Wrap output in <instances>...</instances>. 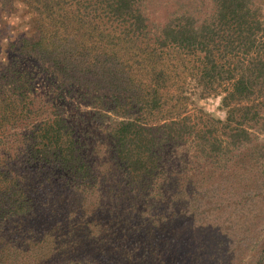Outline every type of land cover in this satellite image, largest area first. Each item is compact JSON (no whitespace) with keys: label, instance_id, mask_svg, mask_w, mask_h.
<instances>
[{"label":"trees","instance_id":"16d2710c","mask_svg":"<svg viewBox=\"0 0 264 264\" xmlns=\"http://www.w3.org/2000/svg\"><path fill=\"white\" fill-rule=\"evenodd\" d=\"M15 3L29 26L0 52L11 58L0 82V264L153 263L173 247L156 218L179 216L178 203L207 189L167 176L166 151L191 144L213 159L260 141L261 7L215 0L210 18L185 14L152 36L143 0H0V8ZM38 70L112 119L107 168L90 160L64 110L36 94ZM191 84L198 99L220 96L224 121L187 111ZM172 224L173 236L197 232L184 217Z\"/></svg>","mask_w":264,"mask_h":264},{"label":"rangeland","instance_id":"374dc122","mask_svg":"<svg viewBox=\"0 0 264 264\" xmlns=\"http://www.w3.org/2000/svg\"><path fill=\"white\" fill-rule=\"evenodd\" d=\"M214 1L143 0V11L149 19L152 36H157L172 20L185 14L195 16L197 21L210 18L214 14ZM257 3L264 21V0H257ZM28 21L27 11L21 3H15L9 10L0 8V52L7 51L9 44L27 32ZM1 56L3 54L0 55V82L2 72L11 63V58ZM36 74L41 75L35 82L36 94L44 102L59 105L72 119L82 135L90 160L102 169L111 165L109 126L112 119L87 107L89 97L82 93L67 96L56 79H46V74L40 70ZM184 90L192 91L187 93V96L190 94L187 101L190 114L203 111L225 120L220 96L198 99L199 96L193 95L196 91L194 84L184 86ZM259 128L262 132L258 134L260 141H254L247 152L238 156L228 151L209 159L191 144L166 151L164 166L167 176L181 178L187 188H191L193 180H199L207 189H200L192 199L178 203L176 212L179 216L170 213L166 220L156 218L157 223L165 225V234L173 242V247L165 249L157 259L154 257L156 261L151 264H261L262 260L264 264V168L261 169L264 161L257 164L260 152L256 151L257 146L264 149V126ZM262 152L264 155V150ZM161 188L164 194H169ZM148 206L149 203L142 210ZM144 216L140 218H148V215ZM181 217L184 222L195 225L197 232L183 236L176 232L173 236L169 232L170 226ZM163 237L159 236V239Z\"/></svg>","mask_w":264,"mask_h":264}]
</instances>
